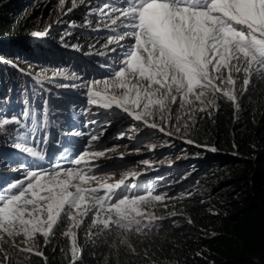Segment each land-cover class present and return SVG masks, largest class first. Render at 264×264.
I'll return each instance as SVG.
<instances>
[{
  "label": "snow or ice",
  "instance_id": "1",
  "mask_svg": "<svg viewBox=\"0 0 264 264\" xmlns=\"http://www.w3.org/2000/svg\"><path fill=\"white\" fill-rule=\"evenodd\" d=\"M66 2L59 0L62 10ZM79 6L87 8L83 26L109 33L103 50L95 52L106 58L100 64L101 68L109 69L104 78L56 85L84 90L89 106L83 113L89 117L84 128L99 123L91 118L99 115L92 111L94 107L104 113L121 111L133 121L172 135L167 131L169 125L174 123L179 132L184 120L182 127L187 131L188 121L195 113L217 109L218 97L231 102L238 111L241 90L237 82L241 75L243 92H247L253 77L264 80V0H102L96 6L91 5V0H71L67 12ZM93 16L97 18L95 25L90 19ZM43 35L32 33L33 37ZM129 40L131 43H124ZM73 48L79 50L78 46ZM57 76L82 79L76 72L69 74L64 69L53 70V77ZM43 79H48L46 73ZM24 103L30 104L27 99ZM41 104L46 126L48 99L42 98ZM27 120L31 128L21 132ZM9 125L16 126L12 130V146L16 150L37 162L46 159L50 140L46 131L43 137H35L38 126L35 108L26 107L21 116H0V133H8ZM131 130L138 127L134 125ZM67 135L88 137L84 148L77 149L67 161V167L59 161L50 162L48 167L39 163L21 165L25 170L23 178L0 186V264L11 260V254L3 247L8 241L10 248L18 252L43 257L36 237L42 236L47 246L55 230L65 222L67 229L62 235L69 239L70 264H76L82 254L78 231L89 218L86 235H98L93 232L95 228L108 234L116 231L120 242L135 254L127 234H146L145 229L151 230L163 219L151 209L168 199L166 194L152 189L127 193V189L138 188L134 180L140 173H124L114 182H108L111 177L95 173L98 167L95 162L106 154V150L95 147L99 135L81 130ZM31 139L44 147L30 146ZM68 154L65 148L59 156L67 159ZM143 164L148 166L149 161ZM18 236L24 238L20 243L15 239ZM44 259L47 261V257Z\"/></svg>",
  "mask_w": 264,
  "mask_h": 264
},
{
  "label": "trees",
  "instance_id": "2",
  "mask_svg": "<svg viewBox=\"0 0 264 264\" xmlns=\"http://www.w3.org/2000/svg\"><path fill=\"white\" fill-rule=\"evenodd\" d=\"M35 1L0 0V111L9 110L22 93L30 98L36 95L34 88L38 83L31 85L32 76L22 74L11 64H37L32 59L59 64L47 60V56L74 57L71 49L92 50L89 46L93 37L82 33L87 31L84 28L65 37L58 29L49 30L33 21L30 8ZM33 32L45 35L33 37ZM22 68L34 73L49 72L48 77L57 69L44 63L32 69L25 65ZM60 69L68 70L63 65ZM242 81L241 75L237 82L241 90L239 110L218 97L217 109H210L204 119V130L193 131L198 144H189L188 150L198 156L193 162L198 171L187 181L196 179L200 194L153 210L163 219L151 230L145 229L146 234L128 233L127 241L135 248V254L120 242L116 231L108 234L95 228L93 232L99 234L89 237L87 229L80 228L78 245L82 254L76 264H264V80L253 77L247 92L242 91ZM24 88L26 91L21 93ZM37 97L35 109L40 116L41 96ZM181 163L183 166L174 169V173L191 167L189 161ZM215 178L219 180L211 183ZM62 233H55L47 246L37 243L43 257L12 253L8 264H70L69 239Z\"/></svg>",
  "mask_w": 264,
  "mask_h": 264
},
{
  "label": "rangeland",
  "instance_id": "3",
  "mask_svg": "<svg viewBox=\"0 0 264 264\" xmlns=\"http://www.w3.org/2000/svg\"><path fill=\"white\" fill-rule=\"evenodd\" d=\"M101 2L102 0H91V5L96 6ZM70 7L71 0H67L63 10L59 5V0H36L30 9H32L33 21L39 22L40 25L48 26L49 30L58 29L66 35L65 37H69L72 33L78 32L76 30L78 28L86 29L87 31L82 33L93 37L89 47L92 45H95V47H91L92 50L88 51H85V48L80 51L71 49L69 52L73 53L75 55L74 57H69L66 54L47 56V60H56L59 64L43 62L36 59H32V61L37 63L33 65L11 64V66L20 70L19 72L22 74L32 76L34 80L29 82L31 85L36 86L38 83L34 88V95H36L31 98L29 95L23 96L22 92H25L26 89L20 90L22 93L20 99H16L15 103L11 104L9 110L0 111V116H21L26 107L35 108L37 99L39 100L37 95L41 96L40 103L42 98L49 99V111L53 107L52 110L56 112L52 111V116L48 112L46 126H44L45 114L42 104H40L41 107L38 110L41 117L36 113L38 119L37 132L35 134L36 139L43 137L46 131L50 140V143L47 145V156L44 161L37 162L29 155L16 150L12 146L14 142L12 130L16 128L15 125L7 126L8 133H0V186L23 178L25 170L21 165L35 166L36 163H39L43 167H48L50 162L54 163L59 161L63 166L67 167V161L74 157L77 149L82 150L84 148L88 139L87 136L81 138L67 135V133L81 130L99 135V140L94 142L95 147L100 150H106L105 156L95 162L98 165L95 168V173L98 176L111 177L113 179L108 182H114L122 174L135 171L140 173L139 177L134 180L138 188L127 189L128 194L140 193L145 189H152L156 193L166 194L168 199L163 203H157L151 211L168 207L179 200L189 199L199 195L200 187H198V181L196 179L187 181L198 171L195 163H193L195 159H198V156L194 154V151L188 150L189 143L186 141L192 140L194 143L191 145L197 146L198 142L193 137V131L195 128L204 130V119L207 118L208 112L195 113L193 119L188 121L189 126L187 131H184L182 127L184 120L180 122L182 130L179 132L176 131V125L174 123L169 125L167 131L171 132L172 135H167L157 129L148 128L141 122L133 121L121 111L114 110L111 113H104L103 110L93 107L92 111L94 113L99 112V115H93L91 118L99 121V123L84 128V122L89 118L83 114L85 108L89 107L86 104V96L83 94L84 90L64 89L56 85L61 83L80 84L83 80L104 78L109 69L101 68L100 64L105 63L106 58L95 55V52L103 50L102 45L105 44L106 37L109 33L104 30L96 31L94 27L83 26L85 13L87 12L85 6H79L72 12H67V9ZM75 15L81 18V23H78L80 20ZM90 19H92L93 25H95L97 18L93 16ZM124 43H131V41H125ZM112 55L115 58V54ZM24 59L28 60L29 58L24 57ZM41 63L49 65L50 67H56L57 69H60L63 65L68 68V70L64 69L67 73L71 74L72 72H76L82 79L53 77V73L49 77L47 76L48 79H43L44 71L40 70L34 73L22 68V65H25L32 69L35 66H40ZM48 73L46 74L48 75ZM12 90L18 89L12 87ZM65 96H72V99L65 100ZM26 99L29 100V105L24 103ZM175 108L176 106H173L174 110ZM35 110L37 111V109ZM25 124L26 127L20 129L21 132H27L31 128L30 120L25 121ZM134 125L138 127V130H131ZM121 133H124L123 137H121ZM53 134L55 135L54 138L52 137ZM36 139H31L30 146L37 147L38 149L44 147L43 145L37 144ZM178 140L182 142L177 143ZM66 141H71L72 143L68 144ZM151 145H155V148H151ZM65 148L69 152L67 159L59 156V153L64 151ZM145 160L149 161L148 166L143 164ZM185 161L191 162L189 163L191 167L182 168L178 170L179 172L174 173L173 170L176 168L179 169L183 166L181 162ZM218 180L219 178L212 179L211 183H216ZM202 201L204 202L206 200ZM88 223H90V218L81 229H87L86 225ZM57 229L55 233L59 231L64 232L67 229V223H62ZM15 239L17 243H20L24 238L23 236H18ZM36 240L37 243L44 242V238L39 235L36 237ZM10 244L11 241H8V243L3 245L4 249L10 254L17 253L16 255H25V252H18L10 248ZM21 246L23 247V245ZM0 261H2V256H0Z\"/></svg>",
  "mask_w": 264,
  "mask_h": 264
}]
</instances>
